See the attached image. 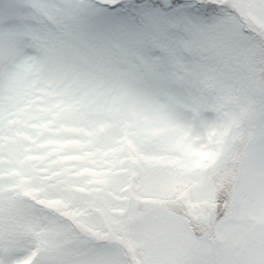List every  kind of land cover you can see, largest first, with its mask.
<instances>
[{
  "label": "snow or ice",
  "instance_id": "1",
  "mask_svg": "<svg viewBox=\"0 0 264 264\" xmlns=\"http://www.w3.org/2000/svg\"><path fill=\"white\" fill-rule=\"evenodd\" d=\"M0 264H264V0H0Z\"/></svg>",
  "mask_w": 264,
  "mask_h": 264
},
{
  "label": "clouds",
  "instance_id": "2",
  "mask_svg": "<svg viewBox=\"0 0 264 264\" xmlns=\"http://www.w3.org/2000/svg\"><path fill=\"white\" fill-rule=\"evenodd\" d=\"M198 233L203 236L206 237L208 240L212 241L213 243H216L218 240V237L214 234V233H206V232H201L200 230H197ZM221 243H223V241H220ZM142 255V254H141Z\"/></svg>",
  "mask_w": 264,
  "mask_h": 264
},
{
  "label": "rangeland",
  "instance_id": "3",
  "mask_svg": "<svg viewBox=\"0 0 264 264\" xmlns=\"http://www.w3.org/2000/svg\"><path fill=\"white\" fill-rule=\"evenodd\" d=\"M243 103H245V101H241V105H242ZM238 107H239V106H238Z\"/></svg>",
  "mask_w": 264,
  "mask_h": 264
}]
</instances>
